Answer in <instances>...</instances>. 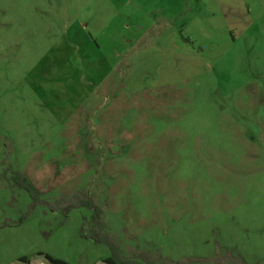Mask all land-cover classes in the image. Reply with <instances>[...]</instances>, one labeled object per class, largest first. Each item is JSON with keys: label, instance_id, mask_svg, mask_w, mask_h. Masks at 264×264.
Here are the masks:
<instances>
[{"label": "rangeland", "instance_id": "rangeland-1", "mask_svg": "<svg viewBox=\"0 0 264 264\" xmlns=\"http://www.w3.org/2000/svg\"><path fill=\"white\" fill-rule=\"evenodd\" d=\"M44 254L264 264V0H0V264Z\"/></svg>", "mask_w": 264, "mask_h": 264}, {"label": "trees", "instance_id": "trees-1", "mask_svg": "<svg viewBox=\"0 0 264 264\" xmlns=\"http://www.w3.org/2000/svg\"><path fill=\"white\" fill-rule=\"evenodd\" d=\"M21 185L24 188L27 189V187L23 183H21ZM86 204L85 205L87 207H90L92 209L91 220L93 221V223H95L97 225V227L99 229H101V227H102L101 224L102 223L100 221V216H99L100 211H99V209L96 206H94V205H92L90 203H86ZM99 239H100V241H102L103 243H105L106 245H108V242L106 241L105 236L102 235L101 237H99ZM42 257L47 262V264H67L65 261H63L61 259L53 258V257H50V256H48L46 254H44ZM103 262L106 263V264H134L133 262H130V261H127V260H118V261H115L112 258H106V259L103 260Z\"/></svg>", "mask_w": 264, "mask_h": 264}]
</instances>
